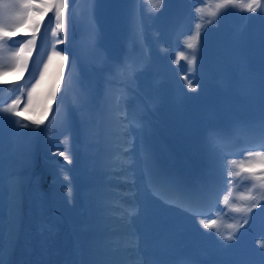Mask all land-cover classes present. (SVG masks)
<instances>
[{
    "label": "bare ground",
    "instance_id": "obj_1",
    "mask_svg": "<svg viewBox=\"0 0 264 264\" xmlns=\"http://www.w3.org/2000/svg\"><path fill=\"white\" fill-rule=\"evenodd\" d=\"M24 2L0 0L11 33L0 36V264H264L252 219L264 215V147H251L264 140V11L252 0H70L66 31L52 11L14 32ZM53 52L69 54L67 72L55 82L54 57L29 98ZM219 173L218 206L203 217L150 189Z\"/></svg>",
    "mask_w": 264,
    "mask_h": 264
},
{
    "label": "snow or ice",
    "instance_id": "obj_2",
    "mask_svg": "<svg viewBox=\"0 0 264 264\" xmlns=\"http://www.w3.org/2000/svg\"><path fill=\"white\" fill-rule=\"evenodd\" d=\"M224 2L230 3L231 0H224ZM253 4L255 5V7H253ZM24 7L25 8H30V9H35V11L33 12H28L27 16L28 19L31 20L34 16L36 15H40V14H47L48 12H55V16H56V20H57V24H56V29L60 30V31H66V27H65V22H66V10L69 9L70 7V0H41L40 4H36L34 2V0H25L24 2ZM247 8L249 11L251 12H256L257 9H261L262 11H264V3H262V0H252V3H249L247 5ZM197 12H199V9H196ZM33 23L35 24L36 22L33 21ZM197 29H199L200 25L197 24L196 25ZM56 34V31H53V35ZM11 33L7 32V31H3L0 30V36H10ZM198 35V33H197ZM58 43H63V41H57ZM29 43H32L31 41ZM188 48H195V44H188L187 45ZM23 50V48L21 49V51ZM54 57H59V59L61 61H64L67 59V57H65L61 52H53L51 55L48 56V61L47 63L44 64V70L40 73V78L36 81V85L33 86L31 92H29V98H31V95L33 92L36 91V88L40 85V83L45 79V76L48 72V68L49 65L52 63L53 58ZM195 62V56H193V59L191 61V63ZM19 67V66H18ZM24 67H26V64L24 65ZM62 67V65H61ZM189 88L193 89V85L191 83H189ZM51 94L54 96L55 95V90L53 89ZM13 104H15V102H13ZM10 110V109H9ZM0 111H4V109H0ZM16 115H23V113L17 112ZM37 125H39L40 123H42V121L40 120H36L34 121ZM26 127V125H25ZM260 147H264V143H262L260 145ZM60 155H65L63 152L59 153ZM67 159V157H66ZM3 205V201L2 198H0V206ZM257 207H262L259 202L257 203H253L251 208L246 209V211L251 212L252 208H257ZM262 210H264V208H262ZM13 211V209L10 207V212ZM216 223V221H209L207 223H205L204 221H201V224H203V226L205 228H211L212 225H214ZM245 223H247V220L245 221ZM11 222L9 223V227L11 229ZM243 225H241L242 227ZM231 227V226H230ZM226 239L232 240L235 239V237L231 234H229ZM113 245H115L116 247H120L121 242L119 240H115L111 242ZM258 244H261L262 247H264V242L261 241H257ZM4 264V261H3Z\"/></svg>",
    "mask_w": 264,
    "mask_h": 264
},
{
    "label": "rangeland",
    "instance_id": "obj_3",
    "mask_svg": "<svg viewBox=\"0 0 264 264\" xmlns=\"http://www.w3.org/2000/svg\"><path fill=\"white\" fill-rule=\"evenodd\" d=\"M27 8H25L24 6H20V13H19V16H18V19H17V22H16V27L14 28V32H18L19 29L23 26V25H27L29 19H28V16H27ZM63 37H65V34L63 35ZM16 58L14 60V66L15 68L17 67L18 65V62H19V54H20V50L18 49L16 51ZM65 57H67L66 60L64 61H61L60 62V69H59V72L55 73V82H57L60 78H61V75L63 72H67V67L69 66V62H70V56L69 54H64ZM112 57H114L113 55H111ZM62 65V67H61ZM50 97H53V95L50 93ZM48 104H49V101H48ZM48 108V107H47ZM65 115V110H64V106L62 105L59 109H58V114H56V117H59V118H63V116ZM111 125L114 127V129L116 128V124L115 123H111ZM216 186L215 184H213V188L216 190Z\"/></svg>",
    "mask_w": 264,
    "mask_h": 264
}]
</instances>
